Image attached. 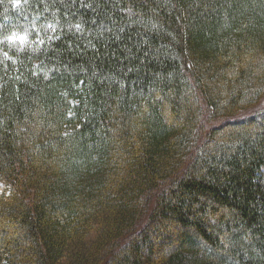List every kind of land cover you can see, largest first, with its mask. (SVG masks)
Instances as JSON below:
<instances>
[{
	"label": "trees",
	"instance_id": "obj_1",
	"mask_svg": "<svg viewBox=\"0 0 264 264\" xmlns=\"http://www.w3.org/2000/svg\"><path fill=\"white\" fill-rule=\"evenodd\" d=\"M14 3L0 264H264V0Z\"/></svg>",
	"mask_w": 264,
	"mask_h": 264
},
{
	"label": "rangeland",
	"instance_id": "obj_2",
	"mask_svg": "<svg viewBox=\"0 0 264 264\" xmlns=\"http://www.w3.org/2000/svg\"><path fill=\"white\" fill-rule=\"evenodd\" d=\"M206 118H207V121H206V122L202 121V122L205 123V127L207 128V134H208V132H209L211 129L216 130V129L222 127L223 121H222V119L219 120L220 117L216 118V120H209L208 117H206ZM233 118H234V117H233ZM245 118H249V116H247V117H245ZM207 134H206V135H207Z\"/></svg>",
	"mask_w": 264,
	"mask_h": 264
},
{
	"label": "bare ground",
	"instance_id": "obj_3",
	"mask_svg": "<svg viewBox=\"0 0 264 264\" xmlns=\"http://www.w3.org/2000/svg\"><path fill=\"white\" fill-rule=\"evenodd\" d=\"M249 111H246V110H244V111H242V112H239L236 116H234V118H232L231 120L233 121V120H239L240 118H245V116L246 115H249V113H248ZM239 117V118H238ZM230 120V121H231Z\"/></svg>",
	"mask_w": 264,
	"mask_h": 264
},
{
	"label": "clouds",
	"instance_id": "obj_4",
	"mask_svg": "<svg viewBox=\"0 0 264 264\" xmlns=\"http://www.w3.org/2000/svg\"><path fill=\"white\" fill-rule=\"evenodd\" d=\"M18 2V0H15V3H17ZM15 3L13 4V6H15ZM12 37H10L9 39H11ZM19 39H23V37H19Z\"/></svg>",
	"mask_w": 264,
	"mask_h": 264
}]
</instances>
